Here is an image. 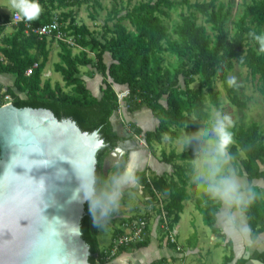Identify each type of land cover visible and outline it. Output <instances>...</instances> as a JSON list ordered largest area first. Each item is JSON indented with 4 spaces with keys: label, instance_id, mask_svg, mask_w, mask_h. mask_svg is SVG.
I'll return each instance as SVG.
<instances>
[{
    "label": "trees",
    "instance_id": "1",
    "mask_svg": "<svg viewBox=\"0 0 264 264\" xmlns=\"http://www.w3.org/2000/svg\"><path fill=\"white\" fill-rule=\"evenodd\" d=\"M109 1L113 6L102 30H92L78 18L79 12L83 5L97 9L102 0H38L41 12L37 19L28 21L32 27L48 25L58 14L64 35L73 37L85 49L74 53L68 44L59 42L62 63L55 64V71L61 74L64 85L58 82L54 87L50 79L43 82L49 58L48 37L26 32L25 23L21 22L13 25V34L6 35L0 45V75L12 74L14 77L13 85L0 86V106L12 102L19 108L50 109L59 119L75 120L83 131L97 130L110 144L97 154L98 194L109 191L113 179L124 172L125 162L108 175L103 170L106 156L120 140L112 125V118L117 116L119 109L118 91L128 90L124 102L129 108L124 115L145 111L155 115L158 121L155 130L144 133L136 122L129 123L137 136H144L148 146H153L154 142L162 144L165 136L171 141L179 138L177 129L193 133L203 127L211 114V106H221L217 81L223 84L233 105L245 108L247 104L238 96V89L227 84V78L236 66L248 69V75L257 82L264 102V54H258L259 45L257 42L252 44L254 39L249 35L250 32L260 33L264 25V0L246 4L243 13L234 20L232 4L220 0L194 3L182 0L180 3L187 6V12L181 14V22L172 30L165 19L171 10L177 8V2L173 0H149L136 4H132L133 0ZM199 14L204 22H199ZM12 20L13 14L0 16V27ZM107 56L111 59L109 63L106 62ZM167 58L175 59L176 64L170 65ZM35 64L37 67L28 75L27 71ZM82 67H93L99 73L100 97L85 84ZM231 133L234 143L229 153L234 158L233 166L237 170L239 165L238 175L245 176L257 193V198L244 211L252 230L251 236L256 240L264 233V186L256 184L257 181L264 184V134L257 122L248 127H234ZM193 158L191 151L180 155L174 152L170 161H191ZM176 166L174 175H180L182 185L174 176L151 178L154 188L167 196L166 211L172 224L179 221L184 202L193 195L197 197L195 204L206 224L217 232L215 225L221 207L210 201L195 184L189 193L187 168L184 172L181 165L176 163ZM141 181L152 192L150 201L156 203V195L145 173ZM85 209L82 233L93 254L90 264H106L112 259H108L107 252L100 250L96 237L99 226L94 223L88 201ZM145 244L146 241L136 242L139 248ZM128 248L130 246L122 247L120 252ZM228 259L232 261L233 257ZM245 263L244 259L237 262Z\"/></svg>",
    "mask_w": 264,
    "mask_h": 264
},
{
    "label": "water",
    "instance_id": "2",
    "mask_svg": "<svg viewBox=\"0 0 264 264\" xmlns=\"http://www.w3.org/2000/svg\"><path fill=\"white\" fill-rule=\"evenodd\" d=\"M116 123L114 116L113 130L126 138ZM109 147L97 130L83 131L50 109L0 106V264H90L82 233L87 201L79 187L91 169L96 177L97 154ZM124 153L119 145L105 158L106 175L108 161L114 166Z\"/></svg>",
    "mask_w": 264,
    "mask_h": 264
},
{
    "label": "rangeland",
    "instance_id": "3",
    "mask_svg": "<svg viewBox=\"0 0 264 264\" xmlns=\"http://www.w3.org/2000/svg\"><path fill=\"white\" fill-rule=\"evenodd\" d=\"M140 1H144L147 2L149 0H133L132 4H136ZM175 2H177V8L175 10H171L169 13V17H167L165 19V22L167 23V25L169 26V29L172 30L173 27L176 24H179L181 22V14L182 13H186L187 12V6L184 4H181L180 2H182V0H173ZM192 3L194 2H204L206 0H190ZM253 0H220V2H225V4H232L233 5V11H232V19H236L238 18L244 11V7L246 4L251 3ZM7 3V0H0V5H2L5 8V12L9 14L10 16H12V12L9 11V9L5 6ZM112 3L109 0H102V5L99 7L97 6V9H92L91 5H83L80 12H79V17L84 24H86L87 26H89L92 30H102L101 26L102 24L105 23V21L107 20V18L109 17V13L111 11L112 8ZM0 16H3V14H1L0 12ZM199 22H204L202 20V16L199 14ZM127 24V22H126ZM10 26H12L11 24H9ZM8 25V26H9ZM206 26H209L208 24H206ZM230 27L231 24H229ZM1 28V27H0ZM209 32H211V30L209 29ZM12 33H8V35H10ZM260 34H264V25H262L261 27V31L260 33H258L257 35ZM5 35V34H4ZM3 34L0 36V45H2V41L4 40V38L6 37V35L4 36ZM55 43V44H54ZM256 41L253 40L252 44H255ZM52 46V52L51 55L49 57V63L47 65V68L45 69V73L43 75V82L47 79L51 80L52 85L55 87L56 83L60 82L62 85L63 81H62V76L60 73L55 71V64L62 63V59L60 58L59 54L61 49L59 48V46H57V44L59 45V43L57 41H53V43H51ZM79 48L73 49L74 53L79 52ZM110 57L107 56L106 58V62H110ZM167 60H169L170 65L174 66L176 64L175 59L173 58H167ZM81 74L83 76V78L85 79V84L87 85V87L89 89H91V91L93 92V94L95 96L100 97L101 96V91H100V86H101V77L99 75V73H96L95 70L93 69V67H82L81 68ZM12 77V74H2L0 76V84H3L2 78L3 77ZM231 76H234L236 78V82L237 84L240 85V87L237 90V94L238 96L241 98V100H243L244 102H246V107L245 108H238L235 105H233L231 103V101L229 100L227 91L225 90L223 84L220 81H217L216 83V89L220 92V99H221V106L220 107H215V106H211L210 108V112L212 113L213 111H221L223 114H226L228 116L231 117V120L233 122V125L230 127L229 131H232L234 127L237 126H245L248 127L252 122H257L260 125V128L264 134V102L262 99V95L258 90L257 87V82L253 81L251 79V77H249L248 75V69L244 68V67H240V66H236L234 71L231 73ZM10 84L9 85H13L12 83V79L10 80ZM6 86V85H5ZM93 86V87H92ZM197 87V86H196ZM128 119L126 118V116L124 115V120L126 121V126L129 128V130H131L129 123L131 122H136L139 123L140 126H142V128L146 131L149 130H155L157 128L158 125V121L155 117V115L150 112V111H145L142 113H136V114H131L128 112ZM117 123L116 125L118 126H125L123 124V122L121 121V119L119 117H116ZM177 132L179 134V138L171 141L169 136H165L163 143L162 144H158L157 142H154L153 146H148L147 148H145V151L147 153L146 157H154V160L157 162V164L159 163L160 166H166V163H169L170 166L169 171L170 173H172L174 175L173 171H176V163L181 165L182 168H184V172H185V168H187L186 170V176H187V191H191L192 192V188L191 185L194 184L192 182V160H186V161H178L175 160V163H172L171 160V154L175 152V154H183L185 152H193L194 155V147L195 144L193 143L188 144L186 143V138L191 135V132L186 131L185 129H177ZM142 140L144 141V136H142ZM234 143V141H233ZM232 143V144H233ZM232 144L229 146L228 151L230 150V147L232 146ZM167 159V161H165ZM129 164V162H128ZM233 166V163H232ZM234 167V166H233ZM237 170L240 172V167L239 165L236 166ZM182 168H179V170L181 171ZM236 170V169H235ZM237 175H238V171ZM168 176V175H167ZM239 176V175H238ZM175 180H177L180 183V175H175L174 176ZM239 178L247 183V178L246 177H241L239 176ZM182 185V182L180 183ZM256 184H261L264 186V184L261 181H257ZM146 194H150L152 195V192L150 190V188L148 187V185H143ZM125 196L124 199L127 200L128 205L131 207L130 212H127L126 215L127 216H131V214H134V220L138 219L140 216L144 215L147 216L149 218V222H150V213L152 214V220L156 221L158 219H160L159 223V227L162 231L163 237L166 239H169L168 237V231H166L163 226H160V224L162 225V219H161V212H160V208L157 204V202L155 203L154 201H148L147 203L145 202V197L143 196V194L138 193V191L128 188L126 190H124ZM123 202L122 200L119 201V204ZM136 204V206H139V210H135L133 208V206ZM188 205L191 206V209L194 212V209L196 208V204H194L193 201H189L187 203L184 202V205ZM194 206V208H192ZM196 210V209H195ZM149 214V216H148ZM124 218V222L122 223V220L120 217L116 216L114 219L111 220H106V222H104V226L103 227H98V231H97V240H98V244L100 247V250L102 252L105 251V249H108L112 246L113 244V239L115 235V231H117L119 229V231H122L119 234H123L125 233V231H127V226L126 224L128 222L131 221V218L126 219V217ZM195 219L198 220V229H199V233L201 234V236H206V235H211L212 231H211V227L208 226L205 222L204 216H202L199 212H195ZM128 218V217H127ZM154 218V219H153ZM126 219V220H125ZM169 220L171 222V219L169 217ZM175 221V220H174ZM122 223V224H121ZM175 223H177L175 221ZM172 224V222H171ZM238 224V223H237ZM249 226L248 223H245ZM173 225V224H172ZM178 225L179 228V238H178V242L179 244L182 246H186V248H188V245L186 243V235L184 234L183 231V224L180 222ZM149 226V225H148ZM148 226L146 228L145 231V236H144V240L146 241V236H147V230H148ZM163 228V229H162ZM252 233V230H251ZM241 238H246L244 236L243 233H239ZM252 237V236H251ZM260 240L263 242L264 245V233H262V235H260ZM202 242V241H201ZM220 242L223 243V246H221L218 249L213 250V254L215 253L214 257L218 258L219 261L217 264H228V257L231 256L232 253V245L229 244L228 246L225 244V242H223V239H220ZM203 244V243H201ZM173 245V244H172ZM134 247H137L135 242H132L130 244V248L129 251H131V249ZM175 246V245H173ZM176 248V246H175ZM120 252L117 254L119 255ZM206 256V255H205ZM228 256V257H227ZM193 260V259H192ZM210 260V259H209ZM211 261V260H210ZM191 262V260H190ZM206 262V261H205ZM177 264H180L179 262ZM193 264H200L199 261L193 263ZM206 264H209L206 263ZM215 264V262L213 263Z\"/></svg>",
    "mask_w": 264,
    "mask_h": 264
},
{
    "label": "clouds",
    "instance_id": "4",
    "mask_svg": "<svg viewBox=\"0 0 264 264\" xmlns=\"http://www.w3.org/2000/svg\"><path fill=\"white\" fill-rule=\"evenodd\" d=\"M5 6L14 14V18L19 16L27 21L37 19L41 12L38 0H7ZM249 35L259 45L258 54H264V34L250 32ZM227 84L237 89L240 87L234 76L227 78ZM232 125L230 116L221 111H213L205 125L186 138V143L195 144L192 182L210 201L225 210L217 218L225 235L235 238L237 232H240L250 239L251 228L247 224L238 228L237 219L243 217L245 209L257 198V193L252 184L239 178L232 166L234 158L228 151L233 143V134L229 131ZM81 179L79 189L83 193L82 199L89 202L94 223L100 227L118 209L123 187L136 182L134 169H128L113 179L114 187L98 194L94 169Z\"/></svg>",
    "mask_w": 264,
    "mask_h": 264
},
{
    "label": "crops",
    "instance_id": "5",
    "mask_svg": "<svg viewBox=\"0 0 264 264\" xmlns=\"http://www.w3.org/2000/svg\"><path fill=\"white\" fill-rule=\"evenodd\" d=\"M4 10L5 8L2 5H0V12L3 15L7 14V13H4L5 12ZM13 32H14L13 25L12 26L6 25L0 28V36L2 34L7 35L8 33L13 34ZM53 41L55 40L52 38H47V49L49 50V57L52 52L51 50L52 46L50 42L53 43ZM57 46H59V48L61 49L60 44L59 45L57 44ZM49 60L50 59L48 58V62L46 63L45 69L47 68ZM11 79L13 80L12 82L14 83L13 76L12 77L10 76L8 78L4 76L2 78L3 84H0V86H5V85L11 86L9 85L11 82L10 81ZM127 114L128 113H126L125 116L128 119ZM136 124L140 126L139 123H136ZM145 132L146 130H144V133ZM138 143L139 144L137 145L136 150L133 152L134 155L132 159L133 161L132 164L130 163L129 165H127V167L124 170L126 171L128 169H134V175L136 177V182L135 184H126L123 187L122 193L120 196V200H122L123 202L119 204L118 209L112 212L111 215L107 218V220L114 219L116 216H118L121 218V220L123 219L122 223L124 222V218L125 216H127L126 213L130 212L131 210V207L128 205L127 200L124 199V196H125L124 190L128 188L134 189L138 191V193L143 194V196L145 197V202L146 203L148 201L150 202L151 195L146 194L145 190L143 191L144 189L143 185H145L141 181L143 173H145L146 176H150L151 178L155 176H165V175H168L169 178H171V176H175L169 171V168H168L170 166L169 163H166L165 164L166 166H160L159 163L157 164V162L154 160V157H152V155L151 157H146L147 153L144 147L147 148L148 146L145 140L138 141ZM128 156H131V153ZM173 172L175 174V171ZM242 177H245V176H242ZM175 181L178 182L177 180ZM112 187H114V185ZM191 188H192V185H191ZM188 192L191 193V191H188ZM161 195L163 196L164 202L166 204L167 196L163 195L162 193ZM196 199L197 197L192 195L191 199L187 200V203L189 201H193L195 204ZM133 208L135 210L137 209L139 210V206L138 205L136 206V204L133 206ZM192 208H194V206ZM195 209L193 212V210L191 209V206H188L185 204L184 210L180 214L179 221L175 224L177 227H178L177 224H179L180 222L183 224V231H184V234L186 235V243L188 245V248L182 245L183 251L181 252L178 251L175 248V246H173L169 242L167 238L165 239L163 237L164 233H162L160 227L158 226L159 223H161L160 219L159 221L158 219L156 221H153L152 214L150 213V222L148 224L149 226L147 230L146 244L140 248L133 247L131 251H129V249H126L125 251H121L120 254L115 256L112 260H110L108 264H177L178 262L180 264H193L197 261H199L200 264H206L208 262L209 264H213L214 262L215 264H217L219 259L214 257L215 253L213 254L212 251L223 246V243L220 242V239L221 240L223 239V242H225L227 246L229 244L232 245V253L230 257H233V259L232 261L228 259L229 260L228 264H237V262L242 259L246 261L245 257L247 255H249L250 258H255V259L259 258L262 260V257L264 255V245H263V242L260 240L261 238L260 236L256 240L253 239L252 237L250 239L248 238L243 239L239 236L240 232H237L235 238H229L221 230L218 222H216V225H215L216 228L218 229L217 232H214L211 228V231H212L211 235L209 234L206 236H203V235L201 236V234L199 233V229H198V225H199L198 220L195 219L196 218L195 212H199L202 216L203 214L197 207ZM223 211L225 210H222L220 208L218 215ZM218 215H217V218H218ZM134 216H135L134 214H131V216H127L128 218L126 217V219L131 218V220H133ZM237 223H238L237 224L238 228L242 226L243 224L248 223L247 216L245 213H243V217H238ZM160 226L162 225L160 224ZM121 232L122 231H119L118 229L117 231H115V235ZM107 250L108 249H105L104 252H106Z\"/></svg>",
    "mask_w": 264,
    "mask_h": 264
},
{
    "label": "built area",
    "instance_id": "6",
    "mask_svg": "<svg viewBox=\"0 0 264 264\" xmlns=\"http://www.w3.org/2000/svg\"><path fill=\"white\" fill-rule=\"evenodd\" d=\"M21 22L25 23L26 32L33 31L36 35L40 36L41 38L43 37L52 38L58 43L64 42L68 44L73 49L79 48L80 49L79 51L85 50L76 42V40L73 37H68L64 35V32L61 31V22H60V18L58 14L54 15L52 23L48 25L38 26V27H32L31 23H29L28 21H25V19L19 16H15L14 18V14H13L12 22L7 23V25L8 24L14 25V24H18ZM35 67H37V64H35L32 68H30L27 71V74L30 75L33 71V68ZM117 95L119 98V109L117 111V117H119L121 121L123 122V124L125 125V127L128 128L126 126V121L124 120V112L127 108H129V105L124 102L125 97L128 95V90L121 91V92L118 91ZM137 139H139L140 141L142 140L140 136H137ZM147 177H148V183L149 185H151L152 190L154 194L156 195V199H157L156 202L160 208L161 219L163 218L162 226L166 231H168V237H169L168 240L171 244L176 246V249L178 251L181 252L183 251V247L178 242V238H179L178 227L175 224L174 225L171 224L168 213L166 211V204L164 202L163 196L161 195L160 192H158L154 188L151 177L150 176H147ZM148 224H149V218L144 215L140 216L138 219H135V220L133 219L130 222H128L126 224L128 230L123 234L117 235L113 239L112 246L109 248V250L106 251L108 255V259L110 260V259H113L115 256H117V254L120 252V249L122 247L130 246L132 242H135V243L142 242L144 240L145 231H146Z\"/></svg>",
    "mask_w": 264,
    "mask_h": 264
},
{
    "label": "flooded vegetation",
    "instance_id": "7",
    "mask_svg": "<svg viewBox=\"0 0 264 264\" xmlns=\"http://www.w3.org/2000/svg\"><path fill=\"white\" fill-rule=\"evenodd\" d=\"M116 127L117 128H125L127 130V136H126V138H119L120 140L118 141V144L115 147V148H117L119 145H122V147L125 149V153L120 157V159H119V156L117 155V157L114 159L115 162H117V164L114 165V166H113V163L111 161H108V163H107V165H108L107 167L109 169L108 170V174H109V172L111 170L115 169L116 167H118L120 165H123L124 162H125V166H124V169L123 170H125V168L127 167V165H129L130 163L132 164V162H133L132 159H133V155H134L133 152L136 150V147L139 144L138 141H140L139 139H136V138H133V137L130 136V134L133 132L132 130H129L125 126L121 127V126L116 125ZM112 150L109 151V153H108V155L106 157H109V154H110V152ZM130 153H131V156H128ZM117 158L119 160V163L117 161ZM128 162H129V164H128Z\"/></svg>",
    "mask_w": 264,
    "mask_h": 264
}]
</instances>
